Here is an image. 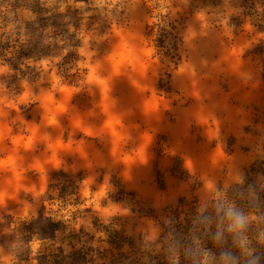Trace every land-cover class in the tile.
Wrapping results in <instances>:
<instances>
[{"label":"rangeland","instance_id":"rangeland-1","mask_svg":"<svg viewBox=\"0 0 264 264\" xmlns=\"http://www.w3.org/2000/svg\"><path fill=\"white\" fill-rule=\"evenodd\" d=\"M206 2L172 0L168 14L171 17L175 12L178 24L187 19L196 26L199 21L195 14ZM157 7L153 0H140L123 21L117 20L111 26L106 49L93 57L89 67L66 74L64 81L54 89L44 85L48 90L38 104L43 108L49 104L60 109L59 142L51 149L36 152L44 161H50L46 168L49 170L46 194L50 199L54 198L52 193L60 192L63 197L69 187L74 190L75 180L90 174L97 158L106 156L111 148L110 140L89 133L82 125L72 126L71 120L81 112L100 111L102 101L110 94L107 68L122 65L119 54L133 46L142 55L136 67L126 62L128 73L136 78L141 72L143 82L132 85L131 92L139 93L143 101H153L161 121L152 127L140 118L134 120L130 139L117 145L120 162L98 169L101 173L111 171L118 184L124 181L120 185L122 188L139 193L133 202L138 210L134 223L129 226L118 221L121 230L112 229L107 242L95 240L83 227L79 233L73 231L67 235L61 227V235L56 237L55 230L60 225L50 224L44 235L52 244L42 250L41 264H202L206 249H210L209 256L215 255L217 260L222 251L239 257L240 264L248 259L233 244L230 234L225 233L219 241L214 237L226 227L223 213L218 211L221 206L235 204L246 213H264V38L253 36L247 27L221 29L216 38L222 41L219 54L225 52L234 61L222 63L219 57L211 65L209 75H189L186 81L181 80L182 105L177 106L176 93L161 97L152 88L156 77L149 70L146 53L152 42L149 35L155 31L150 21ZM85 11L93 13L87 18L88 29L103 20L99 10L89 7ZM233 22L237 26L241 23L237 18H233ZM45 23L41 19V24ZM108 23L104 21L102 29L107 30ZM249 48L252 49L246 53L248 59L245 60L242 53ZM74 57V53H69L65 59ZM242 67L255 73L248 85L231 77ZM196 86L215 90L212 110L203 111L211 107L208 99L199 101L192 96L190 88ZM166 90L170 92L171 87ZM16 91H22L18 84ZM250 91L252 100L242 103L240 96ZM225 108L239 111L235 124ZM0 110L3 112L0 116V159L6 162L10 152L31 136L29 129L42 125V108L30 105L25 111L15 100L8 99L0 104ZM4 132L8 133L6 138ZM72 136L78 140L72 142ZM58 158L66 161L64 166L70 171L80 170L75 176L52 170ZM23 167L22 177L15 167H6L0 172V179L11 172L12 176L39 186L45 168ZM119 195L128 200L124 192ZM10 206H17L16 200ZM260 231H264V223L253 225L249 239L253 241L259 264H264V245L254 239ZM148 232H155L157 238L145 248L140 237ZM209 264L215 261L210 259Z\"/></svg>","mask_w":264,"mask_h":264},{"label":"clouds","instance_id":"clouds-1","mask_svg":"<svg viewBox=\"0 0 264 264\" xmlns=\"http://www.w3.org/2000/svg\"><path fill=\"white\" fill-rule=\"evenodd\" d=\"M139 3L140 0H87V3L85 0H0V104L12 99L25 111L30 105H38L42 108L41 120L46 119L49 127L58 125L60 121L52 110L38 104L48 90L44 85L54 89L64 81L66 74L89 67L93 57H98L106 49L105 41L111 26L117 20L123 21ZM153 3L158 5L150 21L155 25V31L149 35L152 42L146 53L149 70L156 77L152 88L161 97L176 93L174 102L177 106L182 105L179 82L186 81L189 75H209L211 65L219 59L222 41L216 38L221 29L247 27L253 36L264 38V0H218L217 3L207 0L195 14L199 21L196 26L187 19L178 24L174 19L175 12L169 16L172 0H153ZM89 7L99 10L103 18L91 29L87 28V18L93 13L85 11ZM233 18L241 21L239 26ZM41 19L46 23L42 25ZM104 21L109 22L107 30L102 29ZM250 49L242 53L243 59H248L246 53ZM69 53H74L75 57L66 60ZM254 75L253 70L242 67L231 77L248 85ZM17 84L22 91H16ZM168 87H171L170 92L166 90ZM172 106L173 103L170 109ZM51 139L48 133L40 139L29 136L22 147L24 151L40 146L48 150ZM70 140L76 142L78 139L72 136ZM107 157L112 161L115 159L111 149L107 150ZM9 159L12 161L10 165L0 159V172L15 166L17 174L22 177L23 165ZM65 163L58 158L52 170H62L73 176L80 170L72 172L64 166ZM106 168L105 158L96 161L90 174L75 180L74 190L69 187L63 197L60 192L52 193L54 198L51 199L46 194L49 170L45 169L39 186L16 185L15 207L10 206L9 195L0 186V264H41L42 250L52 244V240L44 235L50 224L60 225L55 230L56 237L61 235V227L65 235L73 231L79 233L83 227L85 232L93 234L95 240L105 242L109 241L112 229L121 230L118 221L131 226L138 214L133 202L139 193L122 188L120 185L124 181L118 184L111 171H98ZM121 192L128 196L127 201L120 197ZM218 211L223 213L226 227L214 239L219 241L225 233L230 234L233 244L248 257L245 264H259L249 235L253 225L264 223V213H246L235 204L221 206ZM156 238L155 232L140 237L145 248ZM254 239L264 245V231ZM209 252L210 249L205 250L202 264H209L210 259L215 264H240V258L230 251L220 252L218 260L215 255L210 257Z\"/></svg>","mask_w":264,"mask_h":264},{"label":"bare ground","instance_id":"bare-ground-1","mask_svg":"<svg viewBox=\"0 0 264 264\" xmlns=\"http://www.w3.org/2000/svg\"><path fill=\"white\" fill-rule=\"evenodd\" d=\"M120 61L123 62L120 66H109L107 68V75L109 80L107 85L110 89V94L102 101L101 109L98 112H81L73 116L71 125H82L86 127L87 131L91 134L103 136L105 139L111 141V154L115 159L112 161L106 156L98 157L97 161L105 158L106 163L115 164L120 162L117 153V145L119 142L128 141L132 136L133 122L140 118L147 121L152 127H156L160 124L161 118L157 113L156 105L153 101H143L139 93L131 92V86L138 82H143V75L139 72L138 77L133 78L128 73L127 61L130 65L136 67L140 63L141 53L136 46H133L131 50L123 51L119 54ZM220 61L222 63H232L233 58H229L225 52L219 54ZM192 96L197 100L208 99L212 104L211 107L204 109L210 111L214 107V94L215 90L212 88H205L196 86L190 88ZM252 91L244 92L240 96V100L244 104H248L252 100ZM44 108H50L52 113L60 121V109L46 104ZM209 109V110H208ZM227 115L231 119V122L235 124L238 121L239 111L225 108ZM31 136L34 139L42 138L46 133L50 134L51 148L55 147L59 142L60 123L55 126H47V121L42 120V125L39 128H30ZM8 133H3V137L6 138ZM23 143L15 151L10 152V157L20 164L35 169L49 168L50 161L46 162L42 157L36 154L37 150L44 149L43 146L31 151H24L22 147ZM7 148H4V151ZM83 159L86 156H82ZM5 162V165H10L11 160ZM218 164V163H217ZM15 167V166H12ZM14 176V175H13ZM11 172L4 178L0 179V186L4 187L7 191L10 199L9 204L16 200V185L18 183L32 184L27 179L13 177Z\"/></svg>","mask_w":264,"mask_h":264}]
</instances>
